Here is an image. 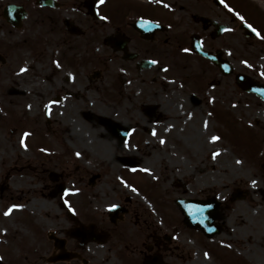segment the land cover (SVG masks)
<instances>
[{
  "label": "flooded vegetation",
  "instance_id": "1",
  "mask_svg": "<svg viewBox=\"0 0 264 264\" xmlns=\"http://www.w3.org/2000/svg\"><path fill=\"white\" fill-rule=\"evenodd\" d=\"M225 3L234 11L220 0H0V198L5 209L22 200L15 177L34 175L42 211L20 208L23 261L3 259L16 232L0 231V264L34 263L28 251L43 264H264V92L246 89L264 85L250 55L264 15L241 22ZM236 3L264 14V0ZM226 84L243 100L223 105ZM191 104L218 119L263 185L207 158L151 169V146L173 139L168 114Z\"/></svg>",
  "mask_w": 264,
  "mask_h": 264
},
{
  "label": "rangeland",
  "instance_id": "2",
  "mask_svg": "<svg viewBox=\"0 0 264 264\" xmlns=\"http://www.w3.org/2000/svg\"><path fill=\"white\" fill-rule=\"evenodd\" d=\"M232 1L234 5L239 9L240 15L243 17H263L264 15L262 13L255 16L250 15L248 9L245 8V5L243 3L237 4L236 2L239 0ZM250 51V55L253 57L252 64L254 65V67H257V65H261L264 71V42H259L257 45L250 47ZM235 92V88L231 89L229 85L222 87V93L220 94L219 99L220 101H222L223 105L232 98H234V100H236L237 98L240 99V101L243 100V95H237ZM191 105L192 108L190 109V112L179 116V118H176V116H173V114H168V120L165 125H168L170 127L175 125L174 134L172 136L173 139H168L167 141H164V143L160 142L151 146L153 153L152 158L154 159V166L151 167V169H186V167L190 165L200 166L201 163L207 158L206 164H210L209 169H213L215 167V164V168H220L223 170V172H231L234 169L236 170V168L241 167L249 170L251 174L255 175L248 177L249 179L254 177L256 180H258L257 185H263L261 177L257 174L258 172L256 168H247L250 165L248 164V162L245 163V158L243 159V157L238 154L235 147H233V140L229 137V141L225 142L223 139L220 138L218 131V128L220 127V122L218 121V119H216L215 121L211 117H208V110L206 108H203L198 104ZM1 106L5 108L4 103H2ZM203 115L207 117L206 123L204 122ZM172 118L175 119L173 120ZM181 134L182 136L187 137V139H177V137ZM213 136L218 137V139L213 141ZM18 137L19 135H17V139ZM247 150L253 151V148L249 146ZM213 153L218 154L213 156ZM170 158H173L174 161H170ZM237 161H240V163H237ZM176 162L180 163V165H172ZM23 177L24 182L23 180H19V175L15 177L14 189L16 194H19L22 197L24 196L26 199L23 197L22 200L16 198L15 200L8 201V203H10L9 207L14 205L18 206L13 209L10 215H4L5 211L8 209L4 208L7 206V204H4L7 201L0 198V231H4L5 229H11L12 233L14 231L16 232L15 239H10L12 237L7 239V244L9 242L8 245L11 246V248H8V246L3 247L4 252L7 253V255H3V259H7L9 263L10 261L17 262L18 254L19 258H21V249L17 250V244L18 247H21L19 236L22 232H25L27 234L25 225H23V229L18 223L20 208H25L28 202L31 209L36 211V214H42V211L39 207L40 205L39 203H37L35 198L37 195V193L35 192V188L39 187L40 185L38 183V179L34 175H27ZM26 189L29 190V193L28 191H26ZM22 191H24L25 193H23ZM230 191H232V189ZM230 191L227 193H230ZM258 200L259 198L257 196H250V201L252 205L256 206L258 204ZM40 201L41 200L39 199L38 202ZM104 203V196L101 195L100 200L96 201L95 206L96 208L100 206V209L103 210L105 208ZM259 203L262 204L264 208V201L260 200ZM239 205L241 207V210L246 209L248 207V204H246V202H241ZM44 221L46 222V225H49V220L44 219ZM18 229H20V234L17 233L19 232L17 231ZM4 242L6 241L0 239V247L3 245ZM256 244H259V242H256ZM13 246L15 248H12ZM255 248L256 247L254 245L249 246V249ZM26 254L29 257V260L34 261V263H32L31 261H27L26 264H43L42 259L39 258V261H37V254H35L34 251H28ZM21 261H23L22 258Z\"/></svg>",
  "mask_w": 264,
  "mask_h": 264
},
{
  "label": "snow or ice",
  "instance_id": "3",
  "mask_svg": "<svg viewBox=\"0 0 264 264\" xmlns=\"http://www.w3.org/2000/svg\"><path fill=\"white\" fill-rule=\"evenodd\" d=\"M156 2L159 3V2H162V0H156ZM220 2H221L222 4H224V7H225V8H228L229 11H234L233 9L229 8V6L225 3V0H220ZM99 3L103 4V3H104V0H99ZM164 6H165V7H168V5H166V4H165ZM235 15L238 16V18L241 20V22H244V17L241 16L238 12L235 13ZM101 19H107V17H101ZM247 27H248L249 29H251V31L255 32L257 35H260V33L257 32V30H256L251 24H248ZM184 51H188V49H184ZM152 63L155 64L156 61H152ZM245 63H246V62H245ZM249 66H250V65H249ZM24 71H26V69L21 68V72H24ZM46 107H47V106H46ZM153 134H154V133H153ZM25 135H27V133H26ZM217 139H218V137H215V136L212 137V140H213V141H215V140H217ZM160 142H161V143H164L163 140H161ZM23 143H24V140L22 139V140H21V144H23ZM217 154H218V153H213V156H215V155H217ZM77 155H79V153H77ZM237 163H240V161H237ZM143 171H148V169H143ZM256 183H257L256 180H252V181H251V184H252L253 186H255ZM133 191H135V189H133ZM65 203L67 204L68 202L65 201ZM15 207H18V206H15V205H14V206L9 207V208L5 211L4 215H5V216L10 215ZM110 207H111L112 209H115V208L117 207V205H111ZM206 255H207V254H206ZM0 260H2V257H0Z\"/></svg>",
  "mask_w": 264,
  "mask_h": 264
},
{
  "label": "water",
  "instance_id": "4",
  "mask_svg": "<svg viewBox=\"0 0 264 264\" xmlns=\"http://www.w3.org/2000/svg\"><path fill=\"white\" fill-rule=\"evenodd\" d=\"M194 47H195V49L196 50H200L201 48H199L200 47V45L199 44H194ZM246 89H252V86H248V87H246ZM208 209H214V208H216V206H212V207H207ZM207 209V210H208ZM214 218H217L216 216H212V217H210V218H207V221H206V223H205V225L206 224H211V221H213V219Z\"/></svg>",
  "mask_w": 264,
  "mask_h": 264
}]
</instances>
